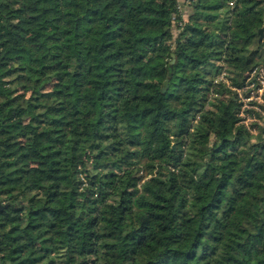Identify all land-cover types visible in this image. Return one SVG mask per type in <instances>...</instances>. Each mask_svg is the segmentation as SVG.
<instances>
[{"label":"trees","instance_id":"obj_1","mask_svg":"<svg viewBox=\"0 0 264 264\" xmlns=\"http://www.w3.org/2000/svg\"><path fill=\"white\" fill-rule=\"evenodd\" d=\"M262 28L264 0H0V264H264L233 89Z\"/></svg>","mask_w":264,"mask_h":264},{"label":"built area","instance_id":"obj_2","mask_svg":"<svg viewBox=\"0 0 264 264\" xmlns=\"http://www.w3.org/2000/svg\"><path fill=\"white\" fill-rule=\"evenodd\" d=\"M230 4L233 2L231 1ZM224 75L223 73L222 76ZM233 89L236 90L241 102L238 113L240 123L245 124L251 131H255L256 128L252 129L253 123L260 121V115L264 116V61L247 72L243 86L233 87Z\"/></svg>","mask_w":264,"mask_h":264},{"label":"crops","instance_id":"obj_3","mask_svg":"<svg viewBox=\"0 0 264 264\" xmlns=\"http://www.w3.org/2000/svg\"><path fill=\"white\" fill-rule=\"evenodd\" d=\"M179 2L181 5V9H183V15L185 18H187L190 0H179Z\"/></svg>","mask_w":264,"mask_h":264},{"label":"rangeland","instance_id":"obj_4","mask_svg":"<svg viewBox=\"0 0 264 264\" xmlns=\"http://www.w3.org/2000/svg\"><path fill=\"white\" fill-rule=\"evenodd\" d=\"M218 83H226V85H228V83L230 82V79L227 78V76H222V74L219 76V78L217 79ZM261 122V121H260ZM252 129H255V126L252 125ZM256 131V130H255Z\"/></svg>","mask_w":264,"mask_h":264},{"label":"water","instance_id":"obj_5","mask_svg":"<svg viewBox=\"0 0 264 264\" xmlns=\"http://www.w3.org/2000/svg\"><path fill=\"white\" fill-rule=\"evenodd\" d=\"M263 31H264V28H262L261 30H260V33L262 34L263 33ZM174 60H172V62H173Z\"/></svg>","mask_w":264,"mask_h":264}]
</instances>
